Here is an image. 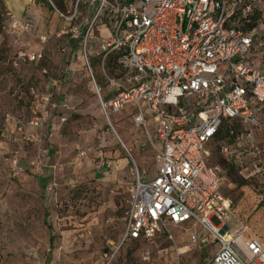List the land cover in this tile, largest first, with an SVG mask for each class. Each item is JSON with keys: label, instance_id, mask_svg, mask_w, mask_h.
<instances>
[{"label": "built area", "instance_id": "built-area-1", "mask_svg": "<svg viewBox=\"0 0 264 264\" xmlns=\"http://www.w3.org/2000/svg\"><path fill=\"white\" fill-rule=\"evenodd\" d=\"M255 13L264 17V0H74L65 19L78 20L70 39L92 76L103 116L110 123L130 106L132 122L153 150V175L138 176L130 189L122 244L158 234L172 239L170 226L200 227L217 246L211 264H264V245L236 220L206 150L224 122L252 127L264 112V32H257ZM7 17L14 32L33 31L31 22ZM17 59L37 63L43 53L18 51ZM91 59L107 78L105 93ZM73 72H63V81ZM60 91V80L51 78L38 114L7 125L5 139L20 146L29 130L65 123L69 105ZM13 165L22 171L17 160ZM197 238L190 233L191 243ZM119 248L105 254L104 264Z\"/></svg>", "mask_w": 264, "mask_h": 264}, {"label": "rangeland", "instance_id": "rangeland-1", "mask_svg": "<svg viewBox=\"0 0 264 264\" xmlns=\"http://www.w3.org/2000/svg\"><path fill=\"white\" fill-rule=\"evenodd\" d=\"M50 2L60 15L52 27L31 33L14 32L0 3V264H104L115 247L120 248L110 264H211L217 246L200 227L170 226L172 239L158 234L122 244L130 189L138 176L153 175V150L132 122L130 106L113 115L111 124L105 119L92 76L70 39V26L78 20L65 18L74 0ZM254 18L263 33L264 17ZM37 50L43 53L37 63L17 59L18 51ZM90 66L97 86L107 92L99 60L91 59ZM69 68L74 72L63 81ZM51 78L60 80L67 99L66 122L29 130L23 145L10 144L4 129L38 114ZM148 131L153 140L151 120ZM233 131L206 146L207 163L219 168L236 220L264 245V112L257 125L235 124Z\"/></svg>", "mask_w": 264, "mask_h": 264}, {"label": "crops", "instance_id": "crops-1", "mask_svg": "<svg viewBox=\"0 0 264 264\" xmlns=\"http://www.w3.org/2000/svg\"><path fill=\"white\" fill-rule=\"evenodd\" d=\"M47 2L52 8L43 0H2V5L6 15L11 14L19 20L29 21L33 24L34 32H41L43 27H52L57 14L60 15L50 0ZM151 122L153 124L152 120Z\"/></svg>", "mask_w": 264, "mask_h": 264}, {"label": "trees", "instance_id": "trees-1", "mask_svg": "<svg viewBox=\"0 0 264 264\" xmlns=\"http://www.w3.org/2000/svg\"><path fill=\"white\" fill-rule=\"evenodd\" d=\"M43 1H45V2L49 5V3L47 2V0H43ZM0 3H1V5H2V2H0ZM58 3H59V2H58ZM2 6H3V5H2ZM49 7L52 8L50 5H49ZM225 123H228L229 126H228V125H225ZM235 124H238V123L235 122V121H226V122H224V123L220 126V128L218 129V131H217L216 135L213 137L212 141H213L215 138H218V137L223 138L224 135H227V137H231V136L234 134L233 126H235ZM231 130L233 131V134H232V135L230 134V131H231ZM232 209H233V207H232Z\"/></svg>", "mask_w": 264, "mask_h": 264}]
</instances>
